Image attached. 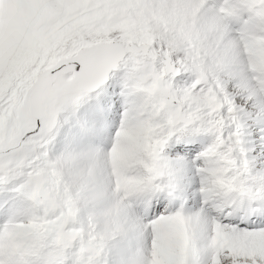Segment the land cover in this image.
<instances>
[{
	"label": "snow or ice",
	"instance_id": "obj_1",
	"mask_svg": "<svg viewBox=\"0 0 264 264\" xmlns=\"http://www.w3.org/2000/svg\"><path fill=\"white\" fill-rule=\"evenodd\" d=\"M0 264H264V0H0Z\"/></svg>",
	"mask_w": 264,
	"mask_h": 264
}]
</instances>
